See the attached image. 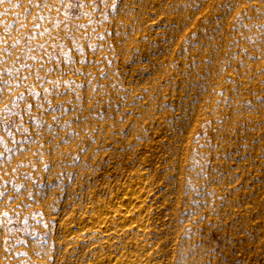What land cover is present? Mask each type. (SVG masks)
<instances>
[{"label":"rangeland","instance_id":"1","mask_svg":"<svg viewBox=\"0 0 264 264\" xmlns=\"http://www.w3.org/2000/svg\"><path fill=\"white\" fill-rule=\"evenodd\" d=\"M138 185L100 250L85 218ZM138 248L264 264V0H4L0 264Z\"/></svg>","mask_w":264,"mask_h":264},{"label":"bare ground","instance_id":"2","mask_svg":"<svg viewBox=\"0 0 264 264\" xmlns=\"http://www.w3.org/2000/svg\"><path fill=\"white\" fill-rule=\"evenodd\" d=\"M141 186L131 188L114 195L111 198L110 204L96 214H91L85 218V223L81 226V232L85 236H93L96 233L101 234L104 238V245L100 246V250H108L109 241L116 233L124 228L135 226V229L141 227L144 217L142 216L144 207L141 204L146 195V191ZM79 229V230H80ZM139 253L122 254L119 257L108 256L96 260L95 264H149V259H143L140 256L144 250L138 248ZM109 251V250H108ZM139 254V255H138ZM138 255V256H137Z\"/></svg>","mask_w":264,"mask_h":264},{"label":"snow or ice","instance_id":"3","mask_svg":"<svg viewBox=\"0 0 264 264\" xmlns=\"http://www.w3.org/2000/svg\"><path fill=\"white\" fill-rule=\"evenodd\" d=\"M4 2V0H0V3H3Z\"/></svg>","mask_w":264,"mask_h":264}]
</instances>
